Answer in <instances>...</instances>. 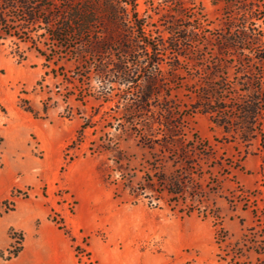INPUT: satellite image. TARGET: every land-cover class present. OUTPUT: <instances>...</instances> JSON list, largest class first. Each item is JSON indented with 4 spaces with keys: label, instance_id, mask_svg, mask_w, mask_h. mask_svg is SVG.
<instances>
[{
    "label": "rangeland",
    "instance_id": "374dc122",
    "mask_svg": "<svg viewBox=\"0 0 264 264\" xmlns=\"http://www.w3.org/2000/svg\"><path fill=\"white\" fill-rule=\"evenodd\" d=\"M59 4L60 0H52V5ZM134 4L137 17L144 24L143 33L152 40L164 39L154 50L139 48L135 50L137 53L153 52L166 61L177 55L203 57L205 64L220 57L227 69L221 67L218 75L227 71L230 85L235 88L245 80L244 63L250 62L251 71L256 72V59L263 52L260 42L264 39V0L234 5L214 0H134ZM172 23L180 29L179 35L194 33V36L174 40L177 34L168 31ZM242 26L250 37L246 49L234 56L226 51L219 53L221 36L230 33L229 28ZM58 63L64 69L60 73L65 76H53L50 69H55L54 65L47 64L30 47V42L8 37L0 44V174L6 177L12 169L14 180L28 176L34 183L14 188L12 195H39L49 207V217L62 218L64 223L65 218L75 220L80 198L88 197L97 214L105 219L104 228L121 227L128 237L139 234L137 243L125 240L128 248L120 258L130 264H230L228 260L237 242L242 250L235 262L264 263L263 253L257 254L251 248L252 243L241 240L243 234L255 235L258 242L264 239V162L260 136L244 153V144L230 141L229 137L223 140L226 136L222 128L213 124L208 114L188 115L187 138L196 135L201 140L197 156L191 157L198 164L188 169L196 184L186 186L180 197L166 191L159 195L155 189L160 191L161 185L147 182L145 177L158 175L155 167L170 177L184 172L185 164L174 163L170 153L159 146L150 150L134 135L120 138L116 148L110 147L108 143L116 141L118 135L110 127L116 121L105 118L103 113L115 101L103 103L102 99L90 96L86 101H78L79 84L68 82L67 76L73 75L74 64L65 59ZM164 68L167 69V64ZM193 69L191 62H184L179 74L182 80L171 91L187 112L194 101L193 83L195 79L196 84L200 82L197 76H204L200 71L193 80L190 76L195 73ZM45 71L47 75L39 82ZM218 75L216 79H220ZM91 83L95 85L94 80ZM47 97H51V106L45 116H34L18 105L20 98L28 99L33 110L42 115V101ZM78 113L80 117L96 113L92 119L95 122L93 127L86 128L80 147L69 151L76 157L65 165L64 149L82 122ZM106 132H110L108 137ZM141 192L135 197V193ZM191 203L194 208L187 213ZM74 229L76 236L69 228L73 245L81 248L75 250L77 264H98L87 249L89 236L77 225ZM8 233L10 237L12 233L17 236L14 245L18 252L21 234L12 229ZM221 236L223 241L218 240ZM11 240L13 245L12 237ZM217 253L226 260L219 259Z\"/></svg>",
    "mask_w": 264,
    "mask_h": 264
},
{
    "label": "trees",
    "instance_id": "16d2710c",
    "mask_svg": "<svg viewBox=\"0 0 264 264\" xmlns=\"http://www.w3.org/2000/svg\"><path fill=\"white\" fill-rule=\"evenodd\" d=\"M214 1L227 5L247 2V0ZM245 18L244 23L247 20ZM143 28V21L137 17L135 11L134 0H60L59 5H52V0H0V44L8 37L30 42V47L42 56L47 64L51 62L54 65L55 69H50L53 76H65L64 73H60L64 69L58 63L59 60L71 61L74 64L73 75L67 74L70 78L68 82L76 81L79 84L76 96L80 102L86 101L87 96L102 99L103 103L115 101L109 111L103 113L106 115L105 118L110 117L116 121L110 127L117 131L118 135L116 141L110 142L109 139L110 147L116 148L120 138L125 139L129 135H134L139 143L150 150L159 146L163 152L170 153L174 163L185 164L184 172L179 174L176 172L170 177L156 171V167L155 173L158 175L145 177L147 182L161 185L160 191L155 189L159 195L160 192L166 191L174 197H180L186 186L196 184L191 176L192 171L188 169H193V166L198 164L191 157L197 156L201 140L194 134L192 139L187 138L185 120L188 115L197 112L208 114L211 122L222 128L226 136L223 140L230 138V141L244 144L246 147L244 153L248 152V145L260 136L264 162V39L260 42L263 52L256 59V72L251 71L250 62L244 63L242 76L245 80L240 83L239 88H235L230 85L227 71L223 72V75H218L221 67L227 69V65L220 57L205 64L203 57L181 58L177 55L166 61L165 57L153 52L137 53L136 49L154 50L161 41L164 42V39H150L143 33ZM168 29L171 34H177L174 40L194 36V33L179 35L180 29L175 27L174 23L172 28ZM229 30L230 33L221 36L219 53L226 51L233 56L235 53L239 55V52L244 51L246 45L250 44L248 41L250 37L243 26ZM188 61L195 70V73L190 75L193 80L200 71L204 75L197 76L200 78L199 83L196 84L197 79L193 83L194 101L190 105V113L171 95L173 88L182 80L179 78L182 64ZM164 64H167V69L164 68ZM46 75L45 71L39 82L43 81ZM216 75L220 79H216ZM92 80L95 81V85H92ZM50 99L51 97H47L42 101V115L33 110L28 99L20 98L18 105L34 116H45L51 106ZM2 111L5 112L3 108ZM94 114L96 113L88 117H80V113L77 114L82 122L64 149L65 165L76 157L73 153L69 154V151L80 147L86 128L94 126L95 121L92 120ZM109 134L110 132L105 133L107 137ZM90 150L91 154L94 153L93 149ZM141 194L142 192L134 195L137 197ZM5 202L1 203L0 215L13 209V204ZM175 202L178 204V201ZM149 204H152L151 200ZM193 208L194 205L189 204L186 212L191 213ZM50 218L71 241H74L62 218L58 220L54 216ZM223 239L224 236H221L218 240ZM241 240L252 243L251 248H255L257 254L264 255L262 252L264 239L258 242L255 235L250 237L249 234H243ZM237 243L234 245L237 247L236 250L228 260L230 264H238L235 258L241 256L242 249ZM12 246L11 244L6 255L0 252V258L8 259L15 256L17 251L10 252ZM75 250L80 251L81 248L75 246ZM217 256L221 260H226L220 253H217ZM232 261L234 263H231Z\"/></svg>",
    "mask_w": 264,
    "mask_h": 264
},
{
    "label": "crops",
    "instance_id": "0c3cea01",
    "mask_svg": "<svg viewBox=\"0 0 264 264\" xmlns=\"http://www.w3.org/2000/svg\"><path fill=\"white\" fill-rule=\"evenodd\" d=\"M13 174L12 169L6 177L0 174V204L3 201L13 202V209L0 215V252H7L11 245L10 229L21 234V247L15 256L0 259V264H77L73 241L51 220L44 199L39 195H12L14 188L34 185L30 177L14 180ZM80 199L81 206L75 214V222L65 218L73 236H76L75 225L89 236L87 249L98 264H130V261L120 258L124 249L128 248L125 240L137 243L139 234L128 237L121 227L104 228L105 219L97 214L89 198Z\"/></svg>",
    "mask_w": 264,
    "mask_h": 264
},
{
    "label": "built area",
    "instance_id": "2783aa9c",
    "mask_svg": "<svg viewBox=\"0 0 264 264\" xmlns=\"http://www.w3.org/2000/svg\"><path fill=\"white\" fill-rule=\"evenodd\" d=\"M11 237H12V239H13V246H12V249H11V253H14L15 251H17V248H16V246L14 245V241L15 240H17L18 238H17V236L14 234V233H12L11 234Z\"/></svg>",
    "mask_w": 264,
    "mask_h": 264
}]
</instances>
